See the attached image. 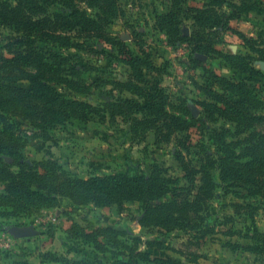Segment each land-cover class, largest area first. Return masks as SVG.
<instances>
[{
    "label": "rangeland",
    "instance_id": "374dc122",
    "mask_svg": "<svg viewBox=\"0 0 264 264\" xmlns=\"http://www.w3.org/2000/svg\"><path fill=\"white\" fill-rule=\"evenodd\" d=\"M89 1L76 0L78 15L100 25L107 23V35L102 39L85 29L60 0H0V8L13 19L42 17L41 30L63 36L61 42L49 35L27 36L21 31V23H15L18 29L0 23V55L12 57L15 50L31 51L29 63L0 64V83L31 90L29 76L42 70L46 78H51L49 84L60 97L88 102L98 113L91 120L67 115L46 128L31 124V120L46 122L40 100H31L37 110L32 111L31 117L15 109L6 113L11 118L7 122L20 138L23 156L18 161L25 166L24 173L20 172L19 166L12 163L13 158L0 147V168L12 172L0 178V193H7L11 182L25 176V172L29 176L37 173L39 182L48 186L58 205L17 215L0 213V264H158L157 258L171 259L177 264H264V256L247 247L253 242L250 211L258 229L264 231V198L250 197L241 188L222 184L218 173L216 177L222 186L209 200L204 221L211 231L206 228L205 234L183 228L145 226L146 211L140 199L125 201L121 207L115 203L100 206L86 202L83 196L73 199L61 192L67 190L68 180L124 173L149 176L155 166L168 168V174L179 177L184 185L183 170L175 157V138L187 133L192 135L195 145H201L194 148L195 155L201 147L209 154L219 155L227 145L240 152L233 142L243 146L250 141L249 134L241 133L242 127L235 128L225 117L213 120L211 114L208 116L203 101L213 99L201 87L210 86L222 96L231 97L245 111L264 113V14L239 13V18L231 22L244 34L245 39L241 40L231 30L220 27L195 29L199 26L195 16L200 11L233 13L231 2L239 0H116L117 9L113 11L106 1L96 0L94 6ZM259 4L264 8V0ZM171 9L178 10L185 36L176 41L156 27V15ZM55 13L62 16L53 18ZM82 22L87 23L85 19ZM23 40H28L26 45L21 43ZM198 42L211 44L225 55L241 56L258 73L241 71L217 52L195 51ZM128 51L150 67L141 65L149 82L159 80L164 89L160 101L165 110L186 120L197 117L196 126L164 131L171 139L158 142L154 131H140V124L133 121L139 114L127 119L122 116L124 108L132 111L128 100H142L128 87H149L137 79ZM194 58L199 59L196 64ZM42 61L49 63L50 68L39 66ZM205 69L227 78L228 83H213ZM65 80L79 83L81 91L70 88ZM61 111L65 114L66 107ZM160 121L173 124L166 115ZM3 126L1 123L0 130ZM133 128L137 130L135 138ZM261 135L264 137L262 127ZM219 138L223 141L216 142ZM55 163L62 168L58 169ZM45 167L53 168L54 173L45 177ZM19 173L22 175L16 177ZM248 204L255 208L247 210ZM5 210L10 209L0 207V212ZM14 227H30L37 233L31 237L16 236L11 231Z\"/></svg>",
    "mask_w": 264,
    "mask_h": 264
},
{
    "label": "trees",
    "instance_id": "16d2710c",
    "mask_svg": "<svg viewBox=\"0 0 264 264\" xmlns=\"http://www.w3.org/2000/svg\"><path fill=\"white\" fill-rule=\"evenodd\" d=\"M67 8L71 10V15L77 18L83 27L91 33H96L97 37H106L107 25H100L96 20L87 19L85 17L80 18L78 15V8L76 0H60ZM106 1L109 8L113 11L116 10V0H102ZM260 0H239L238 3L231 2V6L235 9V12L228 13L218 11L208 12L200 11L197 16V22L195 29H204L207 27L214 28L220 27L225 30H231L235 35H238L241 40H244V34L241 30L237 29L231 23L233 20L239 18V13H248L250 11H256L260 14H264V8L259 4ZM96 0H90L91 6H94ZM50 15V14H49ZM62 15L55 13L53 18H59ZM51 17V16H50ZM42 17H38L35 20H18L9 16V13L0 8V23L7 24L9 26H15L17 24H23V33L27 36L29 34H50L45 29L41 30L43 26ZM86 20L87 23H83L82 20ZM182 20L178 10L171 9L165 14L156 15V27L164 31L172 41L184 38L182 31ZM107 27V26H106ZM18 29V28H16ZM37 29V30H36ZM31 31V32H30ZM57 31L59 29L57 28ZM54 39L61 42L63 36L56 33ZM195 39V38H193ZM28 40H23L21 43L25 44ZM123 47L124 42H119ZM26 45V44H25ZM195 51L207 53L217 52L220 56L226 58V60L241 71L249 73H258V71L245 63L241 56L225 55L220 51H216L213 45L206 44L204 42H198L194 48ZM14 56L6 57L0 55V64L4 66L14 65L16 63H29L31 51L28 49L13 51ZM130 54V64L133 72L136 74L137 79L146 84L148 89L137 86H129V90L138 95L145 103L137 100H128L132 103L130 107L132 111L124 108L121 110L122 116L126 119L132 114H139L140 116L134 117L133 121L140 124V131H154L156 141L169 142L167 130H181L188 129L196 126L197 117L190 116V120L181 118L179 115L170 114L165 110V105L162 104L164 89L159 84L158 79H154V82H149L142 66H147L139 56ZM53 55L57 56L55 52ZM241 61H238L240 60ZM195 64L199 61L198 58H194ZM39 66L45 69L50 68V64L47 62H39ZM150 68V67H149ZM54 69V67H51ZM206 70V69H205ZM209 73V78L215 84L228 83L227 78H224L213 71L206 70ZM46 74L39 71V73L29 76L31 80L32 88L18 89L15 86L8 85L6 83H0V124L3 123V128L0 130L2 137H0V147L4 148L7 154L13 158V164L19 166L20 172L24 173V164L18 161L23 154L20 151V138L15 134L14 126L7 122L9 118L6 113L20 111L23 116L31 117L32 111H35L34 104L31 100H40L43 103L41 112L43 111V119H46L45 123L34 122L31 120V124L42 126V128L54 126L56 122L62 121L68 115L76 116L83 120H91L93 115L98 114L97 108L84 101L70 100L64 97H60L59 93H55L50 86L49 81L51 78H46ZM56 79V78H55ZM70 88L75 91H81L80 84L76 81L65 80ZM81 88V89H80ZM208 96L213 99V102L203 101V106L212 119L217 120L218 117H225L233 122L235 128L242 127L241 133L249 134V142L243 146L238 142H233L235 148L240 149V152L229 149L231 145H227L226 149L222 150V153L209 154L206 150L200 148L198 155H195L194 148L199 145L193 143L192 135L190 133L185 134L182 137H176L175 142L178 148L175 151V157L179 161L183 170L184 185L180 184V178L171 176L168 174L169 169L161 166H155L154 170L149 176L144 174L131 175L128 173L107 175L105 177L95 176L88 180H68L69 186L67 190L62 189V194H65L73 199H77L78 196H83L86 202L91 201L97 205H106L115 203L120 207L125 201H134L140 199L143 202V208L146 214L143 218V224L155 225L167 230H174L177 228L185 230H196L197 233L205 234L206 228L210 231V227L205 224V216L208 214L209 200L215 194L217 188L225 184L231 188H241L246 191V194L250 197L264 198V137L260 134V128H264V113L255 114L250 111L243 110L240 106H237V102L231 97L222 96L219 92L213 90L210 86L206 88L201 87ZM219 103H223L225 106H221ZM73 104L75 107H73ZM56 105V108L52 106ZM51 107V108H50ZM63 107H66L65 114L61 111ZM49 108L47 114L46 109ZM37 111V110H36ZM34 113V112H33ZM40 115V114H39ZM166 115V118L172 121L161 123V119ZM46 117H49L48 119ZM133 137L137 136V130L131 129ZM165 131V132H164ZM168 132V131H167ZM169 136H171L169 134ZM216 142H222L223 139L219 138ZM201 146V145H200ZM201 151V152H200ZM56 164V163H55ZM58 169L62 168L56 164ZM12 174L11 171L0 168V178ZM54 173L53 168H44V175H50ZM220 179L219 182L216 177ZM35 173L34 175H26V178L22 173L16 175V177H22L19 180L12 181L8 187L7 193H0V207H5V210L1 211L4 215H17L20 212L29 211L31 209H38L42 207H55L58 205L56 199L52 198V192L48 189V186L39 182V179ZM8 177V176H7ZM30 184H36L37 189H32ZM46 190V192H45ZM158 201V203H154ZM247 210H253L255 206L248 204ZM251 220L250 230L253 231L251 242L247 247L251 251L264 256V231H261L256 226V221L252 211L249 212ZM95 241H97L94 238ZM98 243V242H97ZM136 244V242H135ZM238 246H242L241 244ZM158 264H177L171 259L157 258Z\"/></svg>",
    "mask_w": 264,
    "mask_h": 264
},
{
    "label": "water",
    "instance_id": "95a60500",
    "mask_svg": "<svg viewBox=\"0 0 264 264\" xmlns=\"http://www.w3.org/2000/svg\"><path fill=\"white\" fill-rule=\"evenodd\" d=\"M195 114H197L196 111H194ZM11 231L16 235V236H22V237H31L37 233V231L33 228H18L14 227L11 229Z\"/></svg>",
    "mask_w": 264,
    "mask_h": 264
}]
</instances>
